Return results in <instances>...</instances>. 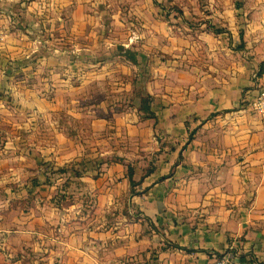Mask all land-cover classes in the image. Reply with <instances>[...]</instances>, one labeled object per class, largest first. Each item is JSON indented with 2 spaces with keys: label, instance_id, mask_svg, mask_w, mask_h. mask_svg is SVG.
Instances as JSON below:
<instances>
[{
  "label": "crops",
  "instance_id": "crops-1",
  "mask_svg": "<svg viewBox=\"0 0 264 264\" xmlns=\"http://www.w3.org/2000/svg\"><path fill=\"white\" fill-rule=\"evenodd\" d=\"M253 1L0 0V264H264Z\"/></svg>",
  "mask_w": 264,
  "mask_h": 264
},
{
  "label": "rangeland",
  "instance_id": "rangeland-1",
  "mask_svg": "<svg viewBox=\"0 0 264 264\" xmlns=\"http://www.w3.org/2000/svg\"><path fill=\"white\" fill-rule=\"evenodd\" d=\"M199 2V4H203V3H206L208 0H197ZM256 1H259V0H256ZM256 1H253V2H256ZM253 4L252 2L250 3V6L248 5L247 3V0H234V7L236 8L235 10L237 11L236 14H237V18H244L246 16H251L252 15V12L254 10H258L257 8H252ZM203 20H201V18H198L194 15L192 16H188V18L186 19V21L182 22L181 23H178L177 21H173L171 22L170 24L171 25H174L175 26V30L178 28L180 30L181 33L183 32H186V33H189V34H193L195 35L197 33V31H199L200 29V26L201 24L203 23V21H210V23H205L206 24V28L209 29L210 32H220V31H224L226 28H223L221 24L215 22L214 20L210 19V20H204L205 18H202ZM213 21L215 22V25L212 26V23ZM181 24V25H180ZM244 26H245V23H239L237 25H235V35H244V32H245V29H244ZM183 27H186L187 29L189 30H184ZM242 32V33H241ZM100 97V96H99ZM98 97V98H99ZM58 173V171H56ZM43 175L48 173L49 176L45 177V183H46V178L48 179H55V171L52 170V167L49 165V164H45L43 166ZM54 175V176H53ZM62 188V187H61Z\"/></svg>",
  "mask_w": 264,
  "mask_h": 264
},
{
  "label": "built area",
  "instance_id": "built-area-1",
  "mask_svg": "<svg viewBox=\"0 0 264 264\" xmlns=\"http://www.w3.org/2000/svg\"><path fill=\"white\" fill-rule=\"evenodd\" d=\"M6 35L0 32V45L5 41ZM243 102H246L249 109L255 115L264 118V86L259 89L256 95L244 93ZM209 264H239L238 254L234 252H226L214 257Z\"/></svg>",
  "mask_w": 264,
  "mask_h": 264
},
{
  "label": "trees",
  "instance_id": "trees-1",
  "mask_svg": "<svg viewBox=\"0 0 264 264\" xmlns=\"http://www.w3.org/2000/svg\"><path fill=\"white\" fill-rule=\"evenodd\" d=\"M149 101H150V98L149 97H146V98H143L142 97L141 98L140 111L143 112V113H145V114H149L150 115L149 106H148ZM68 169H69V167L68 168L63 167L61 169H58L57 171L59 173H62V172L67 171ZM131 186H133L132 183H131Z\"/></svg>",
  "mask_w": 264,
  "mask_h": 264
}]
</instances>
